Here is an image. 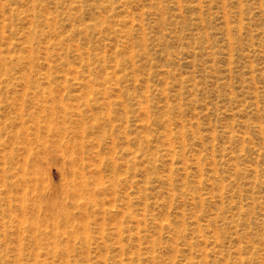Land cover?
Masks as SVG:
<instances>
[{"label": "rangeland", "instance_id": "1", "mask_svg": "<svg viewBox=\"0 0 264 264\" xmlns=\"http://www.w3.org/2000/svg\"><path fill=\"white\" fill-rule=\"evenodd\" d=\"M0 264H264V0H0Z\"/></svg>", "mask_w": 264, "mask_h": 264}]
</instances>
